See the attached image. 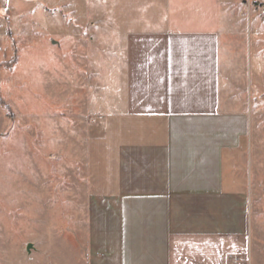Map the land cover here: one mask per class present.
Returning <instances> with one entry per match:
<instances>
[{"label": "crops", "instance_id": "0c3cea01", "mask_svg": "<svg viewBox=\"0 0 264 264\" xmlns=\"http://www.w3.org/2000/svg\"><path fill=\"white\" fill-rule=\"evenodd\" d=\"M37 8L95 78L82 102L97 139L80 175L67 164L66 200L81 207L25 241L38 257L22 264H264V192L249 176L264 0H0V25ZM57 238L66 256H43Z\"/></svg>", "mask_w": 264, "mask_h": 264}, {"label": "rangeland", "instance_id": "374dc122", "mask_svg": "<svg viewBox=\"0 0 264 264\" xmlns=\"http://www.w3.org/2000/svg\"><path fill=\"white\" fill-rule=\"evenodd\" d=\"M51 27V18L40 8L30 15H9L0 25V264L4 259L33 261L38 254L24 242L39 238L42 228L52 230L58 220L65 223L68 206L81 207L80 194L72 205L66 200L67 164L80 175L86 146L97 139L88 135L93 116L85 121L88 108L82 102L95 78H88L81 55L56 48ZM258 45L250 41L251 72L264 77V49L258 51ZM112 46L102 52L106 62L98 61V66H114ZM252 113L249 176L255 192H264L263 83L253 91ZM71 117L78 119L75 127L67 121ZM252 213L256 226L257 208ZM55 240L58 246L44 245L43 256H66L68 239Z\"/></svg>", "mask_w": 264, "mask_h": 264}]
</instances>
